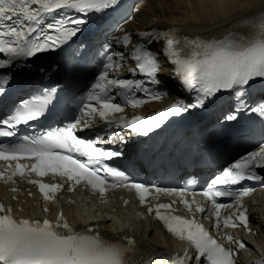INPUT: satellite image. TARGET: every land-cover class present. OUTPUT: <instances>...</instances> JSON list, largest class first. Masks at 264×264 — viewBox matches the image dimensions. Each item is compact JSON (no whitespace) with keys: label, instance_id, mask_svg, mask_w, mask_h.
I'll list each match as a JSON object with an SVG mask.
<instances>
[{"label":"snow or ice","instance_id":"1","mask_svg":"<svg viewBox=\"0 0 264 264\" xmlns=\"http://www.w3.org/2000/svg\"><path fill=\"white\" fill-rule=\"evenodd\" d=\"M123 9V0H0V137L9 140L0 142V181L11 184L14 193L17 177L38 186L44 212L66 185L68 191L81 186L102 203L117 189L134 192L147 213L189 248L182 254L146 248L131 231L106 236L99 223L77 226L62 210L55 219L17 216L0 201V264H239L238 249L246 244L229 230L251 231L245 198L255 192L254 183L264 187V95L249 103L254 86L264 88V5L206 35L181 34L180 26L153 27L135 34L133 43V33L113 25L124 34L106 41L93 79L78 99L33 83L52 75L47 59L84 36L94 17ZM126 16L121 17L125 23ZM156 43L162 44L159 53L152 48ZM129 59L135 66L123 78L120 69ZM164 60L171 63L169 74L180 89L195 95L177 98L151 115L129 117L128 106L139 109L168 95L159 79ZM222 95L234 101L223 119L238 121L251 112L260 119L261 140L255 150L224 160L201 191L139 182L110 166L128 158L134 137L155 135L171 118L206 108ZM73 100L71 115L57 112ZM49 120L53 123L45 124ZM48 176L60 181L45 182ZM160 196L171 199L160 202ZM177 203L191 215L176 214ZM231 208L235 212L225 215ZM206 212L215 234L196 217Z\"/></svg>","mask_w":264,"mask_h":264},{"label":"bare ground","instance_id":"2","mask_svg":"<svg viewBox=\"0 0 264 264\" xmlns=\"http://www.w3.org/2000/svg\"><path fill=\"white\" fill-rule=\"evenodd\" d=\"M261 5L264 0H151L134 26L180 23L187 32H213Z\"/></svg>","mask_w":264,"mask_h":264}]
</instances>
